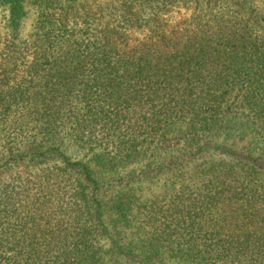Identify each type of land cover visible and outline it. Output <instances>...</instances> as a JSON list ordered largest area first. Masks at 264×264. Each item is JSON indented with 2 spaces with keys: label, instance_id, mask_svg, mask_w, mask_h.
I'll list each match as a JSON object with an SVG mask.
<instances>
[{
  "label": "trees",
  "instance_id": "16d2710c",
  "mask_svg": "<svg viewBox=\"0 0 264 264\" xmlns=\"http://www.w3.org/2000/svg\"><path fill=\"white\" fill-rule=\"evenodd\" d=\"M241 2L39 0L21 40L0 0V264H264V27ZM129 168L163 193L115 190Z\"/></svg>",
  "mask_w": 264,
  "mask_h": 264
},
{
  "label": "rangeland",
  "instance_id": "374dc122",
  "mask_svg": "<svg viewBox=\"0 0 264 264\" xmlns=\"http://www.w3.org/2000/svg\"><path fill=\"white\" fill-rule=\"evenodd\" d=\"M36 1L39 0H23V15L21 18L20 25L18 29L16 30V35H18L19 39L25 40L28 38V36L32 33L33 28L36 24V19L38 17L37 14V5L35 4ZM41 1V0H40ZM242 6H243V13L246 17H250L253 20H256V23L264 27V0H242ZM111 2V0H79V3L77 4V7H80V10L86 11L87 7L89 5H92L93 9H97L99 5H104L106 3ZM109 13V12H108ZM107 13V14H108ZM6 11L0 10V20H3V24L0 23V26L5 27V16ZM105 15V21L109 20L110 18L108 15ZM180 15L177 14V12L173 13V18H177V21L180 19ZM12 31V28H7V32ZM69 144V142H67ZM75 147L73 145L70 146V148H67L68 153L72 158H82L83 154L79 152H75ZM264 158V155H263ZM131 169L129 168L127 171H121L118 176H121L122 179H117L118 176H116L114 180V186L115 190H128V187H133L137 190V193L142 196L143 199L155 197L157 195H160L163 193V189L165 188L163 186V181L160 183H156L157 185H154L153 181H150L149 179L146 181H139L137 186V183H131L130 185H125L126 178H129V172ZM124 264H137L132 261H127Z\"/></svg>",
  "mask_w": 264,
  "mask_h": 264
}]
</instances>
